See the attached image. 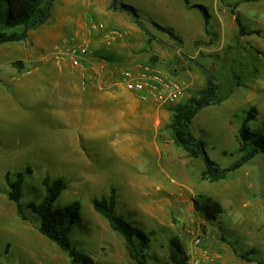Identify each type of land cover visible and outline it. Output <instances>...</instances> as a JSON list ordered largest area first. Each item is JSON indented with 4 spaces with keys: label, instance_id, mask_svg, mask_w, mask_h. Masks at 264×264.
Returning <instances> with one entry per match:
<instances>
[{
    "label": "rangeland",
    "instance_id": "rangeland-1",
    "mask_svg": "<svg viewBox=\"0 0 264 264\" xmlns=\"http://www.w3.org/2000/svg\"><path fill=\"white\" fill-rule=\"evenodd\" d=\"M99 1L78 0L71 6L68 30H80L75 38L55 29L65 8L60 1L49 21L26 41L0 46V264H71L65 252L39 233L40 218L27 207L45 198L46 178L68 185L54 208L81 203L71 241L98 263L135 264L124 238L93 206L94 199L108 198L112 190L117 215L152 234L150 264H171L173 240L182 244L187 264H192L199 256L188 234L192 229L201 233L210 256L200 264L264 263V157H255L226 179H203V160L190 158L175 144L167 128L170 107L156 103L160 116H139L140 127L108 123L93 134L82 132L85 116L71 107L75 93L53 65L68 48L87 44L91 51L90 40L104 38L112 52L91 57L130 63L122 66L123 73L138 63L159 67L185 88L177 105L197 96L208 75L215 76L228 98L199 112L191 129L208 156L228 168L241 158L238 132L247 113L258 112L252 129L261 130L264 124V4L238 6L247 30L259 32L241 37L231 11L225 22L216 20L215 13L244 0H190L189 6L184 0H103L106 15L87 16ZM115 1L137 9L153 37L150 43L132 16L112 9ZM195 5L209 12L210 34ZM79 20L84 28L78 29ZM101 22L124 35L107 41L101 31L93 33L92 26ZM8 31L0 26V32ZM66 61L71 63L69 57ZM27 169L31 173L25 177L22 204L29 220L24 221L8 198L6 176L13 179ZM201 195L223 207L217 221L205 222L195 213L193 200Z\"/></svg>",
    "mask_w": 264,
    "mask_h": 264
},
{
    "label": "trees",
    "instance_id": "trees-1",
    "mask_svg": "<svg viewBox=\"0 0 264 264\" xmlns=\"http://www.w3.org/2000/svg\"><path fill=\"white\" fill-rule=\"evenodd\" d=\"M184 1L188 6L190 5V0ZM55 3L56 0H0V26L9 30L8 32H0V46L7 43L26 41L31 31L38 29L49 21ZM194 7H197L204 13L207 26L206 33L210 34L208 26L210 25L211 16L209 12L204 6L195 5ZM112 9L132 16L135 24L149 37L148 42L150 43V40H153L151 32L141 20L135 7L127 4H118L115 1ZM232 13L235 16V22L241 37L259 33L258 31H248L234 9ZM227 98L228 96L221 94L217 78L213 75H208L206 87L197 96L184 104L169 108L171 118L167 128L172 132L175 144L182 148L190 158L203 160L205 168L202 178L211 181L226 179L255 157H264V124L261 130H254L250 125L258 115L256 109L247 113L238 132L241 158L228 168H222L212 160L206 153L203 142L192 132L191 126L199 112L212 105H220ZM30 173L31 170L27 169L24 172L17 173L13 179L10 174L6 176L10 189L8 198L16 204L18 214L24 221H28L29 218L26 216L25 208L22 204L23 186L26 175ZM44 187L46 195L43 201L39 204L31 203L27 206L28 209L40 218L39 233L65 252L71 264H102L73 247L71 233L79 220L81 203L75 201L64 207H53L62 193L67 190V183L62 179L51 180L50 178H46L44 180ZM116 204L117 194L115 190L111 191L108 198L93 200L95 211L108 221L114 232L124 238L128 252L134 263L150 264L148 251L152 241V234L117 215L115 211ZM193 207L195 213L208 223L217 221L224 213V209L220 203L205 195L195 198L193 200ZM239 257L251 262L255 260V258H249V256ZM189 259L182 244L178 240H173L170 250L171 264H187Z\"/></svg>",
    "mask_w": 264,
    "mask_h": 264
},
{
    "label": "crops",
    "instance_id": "crops-1",
    "mask_svg": "<svg viewBox=\"0 0 264 264\" xmlns=\"http://www.w3.org/2000/svg\"><path fill=\"white\" fill-rule=\"evenodd\" d=\"M60 1H63L65 8L63 10V15L57 23H55V29L60 27L63 31L70 33L71 36L75 38L79 35L80 30H68V28H70L69 22L71 21L68 17V13L72 10L71 6H74L78 0H56V3H59ZM242 2L264 4V0L238 1L234 3V5L231 4L233 7L230 9L228 8V10L222 9V12L217 11L215 13V19L220 22L228 21L229 12H232L233 9L242 19L243 17L240 14L238 7ZM98 3L100 4L94 6V10L89 11L90 9H88L86 12L87 16L104 17V15H106V13L103 14L104 6L100 7L105 2L101 0ZM221 6L224 7L222 2ZM232 16L235 19L233 13ZM105 20L109 21L107 17ZM77 27L78 29L84 28V23L80 20L77 21ZM128 29L133 31L131 27ZM92 32L100 34L99 32ZM41 40V37H39L38 42ZM32 43L36 48L39 47L36 46L34 42ZM90 45L91 52L96 56L108 55L113 50V48L110 49L105 45L104 38L95 39V41L92 42L90 40ZM66 54L67 51L63 52L58 59L59 61L53 65L56 66L59 72L63 75L65 81L72 86L71 89L75 95L70 97L71 107L74 108L75 111H80L81 115L83 114L82 116H85L82 121V123H84L81 129L82 132L93 134L95 130H101L108 123L122 126L121 128L124 126L140 127V120H138L139 116L148 117L152 114H156L158 117L160 116L161 111L156 107L155 102L152 100H143L136 92L127 89L123 80L120 79V74H123L124 71L123 69L127 66H131L130 63H110L106 60L99 61L97 57L90 56L86 68L82 70L74 67L70 61H66V59L68 60ZM111 57L113 56L111 55ZM123 65L125 68L122 67ZM104 117L106 118V121L103 119Z\"/></svg>",
    "mask_w": 264,
    "mask_h": 264
},
{
    "label": "built area",
    "instance_id": "built-area-1",
    "mask_svg": "<svg viewBox=\"0 0 264 264\" xmlns=\"http://www.w3.org/2000/svg\"><path fill=\"white\" fill-rule=\"evenodd\" d=\"M94 31H101L107 41H111L124 33L116 30H108L105 23L101 22L92 26ZM92 52L87 44L74 45L67 50V56L74 67L84 70L88 58ZM123 82L127 89L136 92L143 100H152L159 107H173L177 105L184 93V86L178 80L165 73L159 67L151 64H137L134 68L123 73ZM193 247L199 256L192 260V264H200L209 260V253L203 250L201 233L192 229L188 231Z\"/></svg>",
    "mask_w": 264,
    "mask_h": 264
}]
</instances>
